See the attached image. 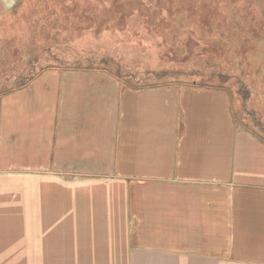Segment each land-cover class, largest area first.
<instances>
[{
	"label": "crops",
	"instance_id": "obj_1",
	"mask_svg": "<svg viewBox=\"0 0 264 264\" xmlns=\"http://www.w3.org/2000/svg\"><path fill=\"white\" fill-rule=\"evenodd\" d=\"M232 106L77 68L0 92V264H264V141Z\"/></svg>",
	"mask_w": 264,
	"mask_h": 264
},
{
	"label": "rangeland",
	"instance_id": "obj_2",
	"mask_svg": "<svg viewBox=\"0 0 264 264\" xmlns=\"http://www.w3.org/2000/svg\"><path fill=\"white\" fill-rule=\"evenodd\" d=\"M49 68L134 87L231 76L217 91L264 141V0H17L0 21V92Z\"/></svg>",
	"mask_w": 264,
	"mask_h": 264
},
{
	"label": "trees",
	"instance_id": "obj_3",
	"mask_svg": "<svg viewBox=\"0 0 264 264\" xmlns=\"http://www.w3.org/2000/svg\"><path fill=\"white\" fill-rule=\"evenodd\" d=\"M231 76H228V75H225V74H223V75H218V79L217 78H214V74H208V75H206L205 76V79H207V80H212V79H214L215 81H217L218 83H221L220 85H225L228 81H230V78ZM210 81H208V83H209ZM207 83V84H208ZM220 85H216L215 87H214V89H218V90H220L219 88H216V87H220ZM208 86L209 87H213V86H211V85H209L208 84ZM208 86H204V88H207V89H213V88H208ZM244 97H245V95H244ZM257 136V135H256ZM258 137V136H257ZM259 138V137H258Z\"/></svg>",
	"mask_w": 264,
	"mask_h": 264
}]
</instances>
